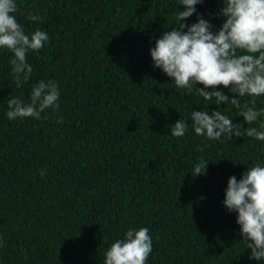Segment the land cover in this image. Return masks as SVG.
I'll return each mask as SVG.
<instances>
[{"label":"trees","instance_id":"obj_1","mask_svg":"<svg viewBox=\"0 0 264 264\" xmlns=\"http://www.w3.org/2000/svg\"><path fill=\"white\" fill-rule=\"evenodd\" d=\"M17 4L25 33L46 31L49 43L28 54L32 75L20 88L12 54L0 49V264H103L111 243L140 227L152 237L146 264H264L249 258L236 213L222 204L230 176L264 164V142L197 136L191 111L216 105L178 90L152 65L149 49L183 10L178 0ZM222 6L203 0L182 23L199 15L217 31ZM30 13L42 19L29 21ZM40 80L58 84L59 109L9 120L8 99L27 102ZM218 110L242 133L260 130V120L248 125L230 105ZM179 119L189 128L175 138L169 133ZM201 158L206 174L193 176Z\"/></svg>","mask_w":264,"mask_h":264},{"label":"clouds","instance_id":"obj_2","mask_svg":"<svg viewBox=\"0 0 264 264\" xmlns=\"http://www.w3.org/2000/svg\"><path fill=\"white\" fill-rule=\"evenodd\" d=\"M218 15L224 22L217 31L208 20L197 15L195 23H182L196 12L203 0H178L183 10L173 18L171 30L164 31L149 49L154 68L171 79L178 90L195 92L205 101H213L216 110L191 111V128L197 136L208 140H228L248 137L264 142V108H256L257 98L264 96V0H221ZM20 11L17 0H0V49L12 54L10 75L17 88L28 82L32 67L27 62L30 52L38 53L47 43L46 31L36 29L25 33L17 21ZM29 21H40L35 14ZM186 29V30H185ZM202 85L203 87H197ZM217 86L228 89L230 97ZM59 86L55 81H38L31 89L27 102L22 96L7 101L9 120L32 118L41 120L47 109L58 110ZM242 97H249L243 104ZM230 105L236 116L256 127L245 128L218 110L220 105ZM62 121V118H61ZM185 120H177L170 135L181 138L188 132ZM208 161L201 158L194 165L193 176L206 174ZM45 173L40 172L43 176ZM225 209L236 213L240 241L250 250L249 258L264 262V164L247 167L239 180L230 176L222 201ZM0 243V247H2ZM152 251V237L147 227L128 229L123 238H117L104 252L103 264H146Z\"/></svg>","mask_w":264,"mask_h":264}]
</instances>
